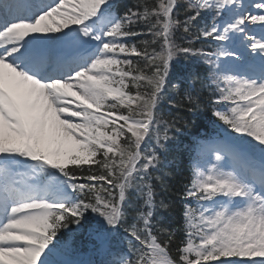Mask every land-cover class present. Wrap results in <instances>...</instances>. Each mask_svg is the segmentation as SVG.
<instances>
[{
	"label": "snow or ice",
	"instance_id": "6c2138e0",
	"mask_svg": "<svg viewBox=\"0 0 264 264\" xmlns=\"http://www.w3.org/2000/svg\"><path fill=\"white\" fill-rule=\"evenodd\" d=\"M121 8L0 0V264H264V0ZM165 99L219 122L175 191Z\"/></svg>",
	"mask_w": 264,
	"mask_h": 264
},
{
	"label": "trees",
	"instance_id": "16d2710c",
	"mask_svg": "<svg viewBox=\"0 0 264 264\" xmlns=\"http://www.w3.org/2000/svg\"><path fill=\"white\" fill-rule=\"evenodd\" d=\"M134 3H136V0H121L122 8L120 10L132 6ZM196 46L210 47L201 44ZM160 110L164 113L165 118H168L169 113L172 115L180 114L184 115L188 121L182 127L181 132L176 134V138L167 145L168 160L170 162L168 171L171 176L169 182L175 191L190 179L193 142L197 139V132H199L200 137H210L213 135L214 128L219 126V122L211 115V108L203 104L196 109V115L194 116L189 115L187 112L178 113L176 108L170 106L167 99L162 101ZM161 215L163 216V224L166 227H176L182 224L181 205L179 203L175 204L171 210L162 212ZM78 243L83 254L86 253V243L82 239L78 240Z\"/></svg>",
	"mask_w": 264,
	"mask_h": 264
}]
</instances>
